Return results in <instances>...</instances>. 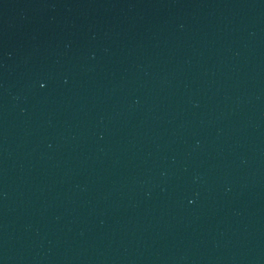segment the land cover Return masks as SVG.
I'll return each instance as SVG.
<instances>
[{
    "label": "water",
    "instance_id": "obj_1",
    "mask_svg": "<svg viewBox=\"0 0 264 264\" xmlns=\"http://www.w3.org/2000/svg\"><path fill=\"white\" fill-rule=\"evenodd\" d=\"M59 0H0V13Z\"/></svg>",
    "mask_w": 264,
    "mask_h": 264
}]
</instances>
